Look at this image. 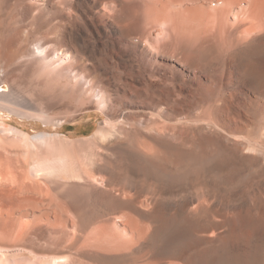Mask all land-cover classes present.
<instances>
[{"label":"bare ground","instance_id":"1","mask_svg":"<svg viewBox=\"0 0 264 264\" xmlns=\"http://www.w3.org/2000/svg\"><path fill=\"white\" fill-rule=\"evenodd\" d=\"M185 1L0 0V264H264V0Z\"/></svg>","mask_w":264,"mask_h":264},{"label":"rangeland","instance_id":"2","mask_svg":"<svg viewBox=\"0 0 264 264\" xmlns=\"http://www.w3.org/2000/svg\"><path fill=\"white\" fill-rule=\"evenodd\" d=\"M186 1H188V2H186ZM186 1L184 3V5L187 3L185 6H191L192 5L191 1H189V0H186ZM161 29L162 28L159 27V29L157 28L156 31H158V30L160 31ZM98 76H100L99 72L94 75V78H97ZM1 90L8 91V88L3 87ZM111 90H112V88H111ZM113 96H115V95H113ZM135 100H137V99L133 98L130 94H128L127 98L121 97L118 100H114V101H116L114 103L115 109L113 108V110L107 111L108 115L101 113V111L97 110V108L95 109V107H87L86 110H84V112L81 113V115H78L77 118H75L72 121L65 123L64 126L58 130V132L62 135H66V136L74 135V136H76L75 138H78V139H88L97 131V128H99V126H101L103 121L110 119L114 122H117L125 114H128L129 112L137 111L136 108H138V107H137V102ZM70 107L71 106L64 103L61 106L55 108L51 112L53 114H62V113L68 112V111L74 112L78 109L77 107L75 108V106H73L74 108L73 107L70 108ZM1 118L8 119V120L13 119L15 121V123H19L21 126H23L28 132L31 133L32 136L37 135V134L44 132L45 130L49 129L40 121H29L26 119H21L17 116L8 115L7 113H1L0 119ZM179 119H181V118L179 117ZM179 119L177 118V120L174 121V123H182L183 122ZM185 125H187V124H185ZM187 126L189 127V125H187ZM49 132L54 133L55 131L53 130V131H49ZM170 179H173V181H175V179H177V177L176 178L170 177L168 179V181H169V183L167 184L168 190L170 188V190L172 189L174 193H177V192L181 193V191L185 192V190L189 191V189H188L189 187L185 182L186 180L184 181V179H183V181L181 182L182 178L180 179V177H178V180H176V182L172 183V180H170ZM243 180H244V178L237 180L233 187H237ZM170 183H171V185H170ZM176 184L181 185V187L180 186L175 187V186H177ZM185 184L187 185L186 187H185ZM168 186H169V188H168ZM175 189H177V190H175ZM230 194H231V191H230L229 195ZM229 198L232 201L236 202V199H234V197L229 196ZM89 224L90 225H88L87 223H83V222L81 223L80 222V225L84 229H86L87 231H89L90 227L93 226L92 222ZM239 241H241V239Z\"/></svg>","mask_w":264,"mask_h":264}]
</instances>
